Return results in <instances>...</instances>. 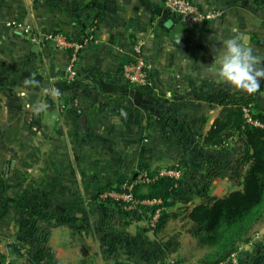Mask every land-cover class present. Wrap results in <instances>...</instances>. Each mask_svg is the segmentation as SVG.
<instances>
[{"label":"crops","instance_id":"crops-1","mask_svg":"<svg viewBox=\"0 0 264 264\" xmlns=\"http://www.w3.org/2000/svg\"><path fill=\"white\" fill-rule=\"evenodd\" d=\"M165 1L0 0V93L12 99L0 107L3 162L9 159L15 172L11 196L27 193L55 217L40 224L53 264H153L149 247L170 240L167 227L180 216L188 221L201 202L202 193L184 191L179 176L189 164L219 154L202 147L222 112L216 99L250 95L264 111V83L246 94L214 74L221 41L233 27L264 56V0H191L222 16L186 30L184 48L170 40L180 20ZM50 34L83 45L73 83L67 81L70 51L44 42ZM137 47L152 66L150 85L140 89L122 78ZM30 79L40 87L26 86ZM49 87L61 96L53 100L44 92ZM35 103L49 107L37 117L28 107ZM174 167L182 187L168 206L178 218L157 235L146 219L151 213L135 211L128 219L120 206L100 199L103 188L123 178ZM175 199L186 207L179 209L183 201ZM11 213L0 206V227L13 236L18 221Z\"/></svg>","mask_w":264,"mask_h":264},{"label":"trees","instance_id":"trees-1","mask_svg":"<svg viewBox=\"0 0 264 264\" xmlns=\"http://www.w3.org/2000/svg\"><path fill=\"white\" fill-rule=\"evenodd\" d=\"M223 94L216 99V104L222 108V112L210 132L203 137L202 147L218 153H227L230 152L231 142L239 140L241 147L234 165L213 164L215 167L219 166V171L226 169L224 175L228 172L227 175L238 182L239 189L224 197L210 196L206 189L201 194L200 204L188 211L190 235L200 246L209 250L200 264L231 263L240 246L248 243L251 231L264 222V111L254 96L234 99L228 94ZM247 109L252 121L258 122L259 126L248 122L245 113ZM169 170L180 169L174 167ZM144 171L148 172L150 182L137 184L133 195L140 202L157 203L139 209L151 213V218L157 211L160 212L158 222L155 228H152L157 235L171 219L178 218L177 214L170 213L168 203L182 187V182L176 177L160 176L159 170H142L137 175ZM134 178L135 176L123 178L115 187L103 188L100 195L107 192H124L121 186L126 182L133 184ZM8 200V197H0V206L5 212L12 210L19 220V240L8 245L10 253L15 258L26 259L29 264H53L50 260V249L45 247L47 229L40 224L53 222L54 215L45 211L42 202L27 193L11 199L13 203ZM105 203L120 206L112 199H107ZM166 263L167 261H162L160 264Z\"/></svg>","mask_w":264,"mask_h":264},{"label":"rangeland","instance_id":"rangeland-1","mask_svg":"<svg viewBox=\"0 0 264 264\" xmlns=\"http://www.w3.org/2000/svg\"><path fill=\"white\" fill-rule=\"evenodd\" d=\"M10 101H12V99H10L9 96L6 97V95L0 93V107H3V105ZM0 123H2V116H0ZM0 128H2V126H0ZM240 147L241 143L239 140H233L229 147L230 152L219 153L217 155L214 154L213 157L215 158H203L195 162L196 165L191 163L187 169L186 167L183 168L179 177H181L184 182V191H189V193L190 191L203 193L208 189L210 196L224 197L239 189L238 182L233 181L231 176L227 175L229 174L228 172L224 175L226 169L219 171V166L215 167L213 164L221 163L224 166L234 165L239 157L238 151ZM6 154L5 143H0V197H8V202L13 203L11 199L14 198L11 196V193L17 187V181L14 179L15 172H13L8 165L10 160L8 159L6 163L3 162L4 155ZM13 158L14 157H12V159ZM212 168H214V170H211ZM164 170L166 169L162 171ZM219 173L221 174L219 175ZM136 175L137 174H135V176ZM182 201L183 200L175 199V203H181ZM186 205L187 204L183 201L178 208L184 209ZM121 211L125 212L123 209H121ZM14 214V212L11 213V217L14 216ZM125 214L128 219L133 218L131 213L125 212ZM184 217L185 216H180L177 221L172 222L167 227L166 235L171 238L170 240H166L165 242H163V240H156L157 242L155 241L153 246L151 245V247H149L152 257L155 256L156 258L154 263L157 261L156 264H160L162 261H173L178 264H200L201 260L209 253L206 247L200 246L190 235V223ZM17 218V229L13 230V236L8 235V232L5 231L6 228L0 227V264L17 263L15 262V256L11 253H9V255L6 248L10 243L14 242V239L19 240V220ZM146 219L150 225L152 234H154V230H152L154 219L150 217V214L146 216ZM8 221L9 220L5 218V223H8ZM15 233L16 237L14 236ZM160 237L163 239L162 233ZM248 238V243L240 246L238 254L232 258L229 264H240V262L244 264H264V222L256 226L251 231ZM169 241L170 244H168Z\"/></svg>","mask_w":264,"mask_h":264},{"label":"built area","instance_id":"built-area-1","mask_svg":"<svg viewBox=\"0 0 264 264\" xmlns=\"http://www.w3.org/2000/svg\"><path fill=\"white\" fill-rule=\"evenodd\" d=\"M166 9L177 16L180 23L184 24L186 30H192L197 27L204 26L213 21L221 18V13L211 12L206 13L200 7L195 5L191 0H166ZM30 30L27 29L26 33ZM35 39V38H33ZM44 42L51 43L56 49L59 50H69V63L67 67V81L73 83L78 77V63L80 55L83 49V45L79 42L70 41L63 34H50L45 37ZM136 57L133 61L126 63L122 68V78L123 80L134 88H146L150 85L152 66L147 61L142 53L141 47L135 48ZM248 122L259 126V123L252 121L249 116V110H245ZM160 176L167 177L172 176L178 178V172L171 170H164L160 172ZM133 184L126 182L121 186V190L124 192H107L100 195L102 201L107 199H112L119 203L121 208L128 213H133L139 211L141 207H151L157 203H150L148 201L140 202L135 199L133 195V189L137 184H148L150 179L148 177V172L136 175ZM160 217V212L157 211L153 217L152 228L154 229L158 219ZM235 256H233L234 258ZM166 264H178L177 262L169 261Z\"/></svg>","mask_w":264,"mask_h":264},{"label":"clouds","instance_id":"clouds-1","mask_svg":"<svg viewBox=\"0 0 264 264\" xmlns=\"http://www.w3.org/2000/svg\"><path fill=\"white\" fill-rule=\"evenodd\" d=\"M222 47L214 64L217 66L214 74L237 92L255 94L261 90L264 83V56L256 54L247 43V36L239 28H232V35L221 41ZM29 87H40L39 82L30 79L25 81ZM45 94L56 100L61 96L59 89L49 87ZM30 110L39 117L46 112L47 103L29 104Z\"/></svg>","mask_w":264,"mask_h":264},{"label":"water","instance_id":"water-1","mask_svg":"<svg viewBox=\"0 0 264 264\" xmlns=\"http://www.w3.org/2000/svg\"><path fill=\"white\" fill-rule=\"evenodd\" d=\"M186 38V29L184 24L179 23L178 25L174 26L171 31L170 40L179 48H184ZM247 41H249V37H247ZM36 51V49H35ZM145 146H147V141L145 142Z\"/></svg>","mask_w":264,"mask_h":264}]
</instances>
